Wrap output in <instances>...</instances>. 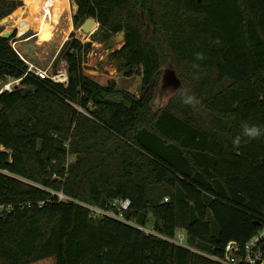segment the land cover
<instances>
[{
	"label": "trees",
	"instance_id": "1",
	"mask_svg": "<svg viewBox=\"0 0 264 264\" xmlns=\"http://www.w3.org/2000/svg\"><path fill=\"white\" fill-rule=\"evenodd\" d=\"M22 4L0 0V80H20L0 93V264H218L228 242L264 229V135L241 128L264 130V0H75V28H99L61 47L67 85L26 75L2 36ZM121 33L112 56L142 77L141 95L83 65L94 41ZM164 69L199 104L176 91L155 109ZM127 199L123 219L83 205L118 213ZM148 225L185 231L189 248Z\"/></svg>",
	"mask_w": 264,
	"mask_h": 264
},
{
	"label": "rangeland",
	"instance_id": "2",
	"mask_svg": "<svg viewBox=\"0 0 264 264\" xmlns=\"http://www.w3.org/2000/svg\"><path fill=\"white\" fill-rule=\"evenodd\" d=\"M74 6H76L75 0H69V5H68L69 8L67 7L65 9V10L68 9L67 12L62 13L61 14L62 16L61 15H60L61 17L59 16L60 18L55 17L54 21L52 20V22H56L51 24L53 27L52 29H51V25H47V27L44 25L45 23L42 21V18H40L39 21L37 20V22H35V18H33L35 17L33 13L34 10H32V13L28 21L29 23L38 27L39 31H41V36L40 37L36 36L32 38L30 41L21 43L20 45L19 43L16 44L15 45L16 49L20 53H21V49L27 51L25 57L27 55L31 56L32 58L30 59V61L36 64L39 68L43 69L46 66H48L51 57L55 55L56 51L61 46L63 41L66 39L65 40L66 42L70 38L72 33H75L76 37L81 39L82 41L91 40V35L84 36L80 32V28L76 29L74 24L72 23L71 16L74 15L77 9V6L76 9H74ZM20 9H24V8H20ZM22 14L23 13L21 12L19 15L15 17L18 16L23 17ZM17 25L18 24L16 23L13 24V26L11 24L8 27L4 26L3 33L5 32L10 33V37L13 38L16 29L15 26ZM31 33L35 34L34 32ZM114 37L111 38L109 43L100 40L94 41V44L97 45L99 52H102L104 54V59L102 60V62L99 63L97 67V70L99 72L98 75L94 76L95 78L94 77L93 78L95 80L97 79V81L99 80L101 84H106L109 80L114 79L116 80L118 87L120 89H126L132 93L141 95L143 92L142 77L140 75H135L133 77H126L118 70V67L121 65V63L120 65H115L116 61L113 59L112 55L123 46L122 45L123 42L118 43L114 39ZM40 38L44 40L41 41L42 44L36 43V41L39 40ZM20 40H22V38H20ZM63 62L65 61H59L56 66L51 68V70L49 71L50 74H54L57 72V70L61 69ZM85 69H89V67L86 66ZM171 75L173 74H171L167 69H164L161 73L160 87L157 93L156 100L154 101L155 109H160L165 107L168 102V99L178 89L177 87L179 85V81L178 79L175 80L171 79ZM12 81L13 80L10 78L0 80V91H2L6 87V85ZM71 158L73 159L74 157L72 156ZM212 225L213 227H215L214 222H212ZM147 227L149 228L151 227V225H148Z\"/></svg>",
	"mask_w": 264,
	"mask_h": 264
},
{
	"label": "built area",
	"instance_id": "3",
	"mask_svg": "<svg viewBox=\"0 0 264 264\" xmlns=\"http://www.w3.org/2000/svg\"><path fill=\"white\" fill-rule=\"evenodd\" d=\"M30 30L31 26L26 22H21L17 26V32L14 34V37L12 38L11 42L12 46L18 53L19 51L16 49L15 45L18 41H20V38L26 35ZM83 42L85 43L87 41ZM103 59L104 54L102 52H99L97 45L93 43V48L86 57L83 65L84 67L97 66L100 62H102ZM30 73L42 79H50L53 82L61 83L63 85H67L69 81L66 62H63L61 69L57 70V72L54 74H50L49 69H41L37 66L30 64L26 75ZM16 86H20V80H13L12 82L8 83L6 87L2 91H0V93L5 90L12 91ZM58 195L61 200L67 199L62 194ZM83 205L91 210V216L94 218H98L102 215H109L119 219H123L121 212L127 211L130 208L131 201L128 199L115 200L112 205L118 210V213H116L114 210L101 209L87 204ZM139 228L148 235L161 237L174 244L189 248L188 236L187 233L183 230L177 231L173 237H164L161 236L158 232H156L153 227L148 228L147 226H139ZM210 258L218 264H264V229H261L244 245H241L237 241L228 242L225 246L224 254L222 256L218 257L212 255L210 256Z\"/></svg>",
	"mask_w": 264,
	"mask_h": 264
},
{
	"label": "crops",
	"instance_id": "4",
	"mask_svg": "<svg viewBox=\"0 0 264 264\" xmlns=\"http://www.w3.org/2000/svg\"><path fill=\"white\" fill-rule=\"evenodd\" d=\"M20 1H22V0H20ZM22 6H20L19 8H24V9H19V10H24L23 11V14H22V16L23 17H21V16H18V17H14V18H12V16H13V14L15 13H13L12 15H10L9 17H7L6 19H4V21H2V25L3 26H5V27H8L10 24L13 26V24H20L21 22H26V23H28L30 26H31V30L26 34V35H28V36H26V35H24V36H22L21 38H22V40H20V41H18L17 42V44L19 43V45L21 44V43H24V42H28V41H30L32 38H34V37H36V36H38V37H40L41 36V31H39V29H38V27H36L35 25H33V24H31V23H29V18H30V15H31V13H32V10H33V6L31 5V6H29V7H27L26 5H25V0H24V2L22 1ZM68 4H69V0H68ZM69 8V7H68ZM27 9V10H26ZM53 9H54V7H53ZM74 9H76V6H74ZM68 10V9H67ZM67 10H65L63 13H65V12H67ZM18 11V10H17ZM28 11V12H27ZM17 16V15H16ZM62 16V15H61ZM60 16V17H61ZM59 17V18H60ZM6 21V22H5ZM28 21V22H27ZM71 21H72V23H73V16H71ZM53 23H56V22H51V21H49V22H47V23H45V24H47V25H51V24H53ZM44 24V25H45ZM17 25V26H18ZM17 26H15V33L17 32ZM46 26V25H45ZM47 27V26H46ZM53 27H52V25H51V29H52ZM8 29V28H7ZM51 29H50V31H51ZM49 31V32H50ZM13 32V31H12ZM31 32H34L35 34H33V33H31ZM14 33V34H15ZM26 36V37H25ZM117 37V36H116ZM116 37H114V39L117 41V38ZM66 40V39H65ZM65 40L63 41V43L61 44V46L58 48V50L56 51V53H55V55L54 56H52L51 57V60H50V63L48 64V66H46L45 68H43V69H49V71L51 70V68H53L54 66H55V60H56V58H57V56H58V54H59V52H60V50H61V47L63 46V44L65 43ZM41 41H44L43 39H39V40H37L36 41V43H38V44H42V42ZM123 45V44H122ZM21 49V48H20ZM26 52L27 51H25V50H22L21 49V53L23 54H21L20 52V55L22 56V58L30 65V64H32V65H34V66H37L36 64H34L33 62H31L30 61V59L32 58L31 56H29V55H27L26 57H25V54H26ZM91 65H93V64H91ZM101 65V64H100ZM38 67V66H37ZM97 67H98V65L97 66H91V67H89V69H85V71H86V73L88 74V75H90L91 77H94V76H96V75H98V70H97ZM95 78V77H94ZM97 80V79H96ZM98 82H99V80H98Z\"/></svg>",
	"mask_w": 264,
	"mask_h": 264
},
{
	"label": "bare ground",
	"instance_id": "5",
	"mask_svg": "<svg viewBox=\"0 0 264 264\" xmlns=\"http://www.w3.org/2000/svg\"><path fill=\"white\" fill-rule=\"evenodd\" d=\"M25 5L27 7L31 5L33 6V10H34L33 13L35 16L33 18H35V22H37V20L39 21V19L42 18V21L44 23H47L49 21L52 22V20L54 21L55 17H59L65 11V9L68 7L69 4H68V0H25ZM52 6L54 7V9H52ZM23 11L24 10L16 11L13 14L12 18L15 17L16 15H19L21 12L23 13ZM45 25L47 26V24Z\"/></svg>",
	"mask_w": 264,
	"mask_h": 264
},
{
	"label": "clouds",
	"instance_id": "6",
	"mask_svg": "<svg viewBox=\"0 0 264 264\" xmlns=\"http://www.w3.org/2000/svg\"><path fill=\"white\" fill-rule=\"evenodd\" d=\"M204 58L205 57L203 56L202 53H199V52L196 53L197 60H203ZM198 66L199 65L194 64V67H198ZM176 91L180 92V95L182 97V102L185 105H190V106L195 107L197 104H199V101L197 100L195 96L187 95L182 90H180V88ZM241 128H242V136L246 137L249 140L257 139L261 137L262 135H264V130H262L259 126H256V125H250L248 123H244L242 124ZM232 143L234 147H238L241 144V136H237L236 138H234Z\"/></svg>",
	"mask_w": 264,
	"mask_h": 264
},
{
	"label": "water",
	"instance_id": "7",
	"mask_svg": "<svg viewBox=\"0 0 264 264\" xmlns=\"http://www.w3.org/2000/svg\"><path fill=\"white\" fill-rule=\"evenodd\" d=\"M98 28H99V23L97 22V20L94 19V18H89L81 26L80 32L84 36L92 35L93 33H95L98 30ZM2 36L3 37H10V33H7V32L2 33ZM116 38H117V42L118 43L124 42V40H125V34L124 33L118 34ZM120 63H121L120 61H116L115 65H120ZM169 72L171 74H173V75H171V79H173V80L177 79V77H176V75H175L174 72H172V71H169ZM179 85H180V82H179ZM179 85H178V87H179Z\"/></svg>",
	"mask_w": 264,
	"mask_h": 264
}]
</instances>
